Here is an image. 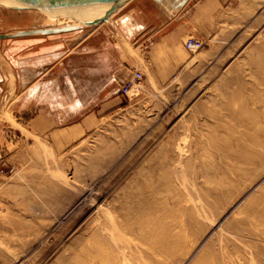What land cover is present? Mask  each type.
I'll return each mask as SVG.
<instances>
[{"label":"rangeland","instance_id":"obj_1","mask_svg":"<svg viewBox=\"0 0 264 264\" xmlns=\"http://www.w3.org/2000/svg\"><path fill=\"white\" fill-rule=\"evenodd\" d=\"M26 10L0 5V32L42 20L39 10L24 21L14 16ZM11 40L0 42L3 53ZM205 47L192 52L195 60ZM139 86L61 152L17 117L14 94L0 93V264H68L112 221L118 224L107 237L109 264H146L166 232L179 226L182 206L196 203L195 189L226 179L228 166L252 144L248 138H264V0L254 23L195 77L163 85L142 78ZM257 167V179L241 182L242 194L221 201L204 229L189 237L190 253L167 256L165 264H193L226 246L239 264H264V239L253 251L247 236L235 235L250 203L264 207V163Z\"/></svg>","mask_w":264,"mask_h":264},{"label":"crops","instance_id":"obj_2","mask_svg":"<svg viewBox=\"0 0 264 264\" xmlns=\"http://www.w3.org/2000/svg\"><path fill=\"white\" fill-rule=\"evenodd\" d=\"M180 1L130 0L78 40L55 36L62 33L12 38L4 54L14 72L0 66V93L14 94L17 117L61 152L120 104L122 83L136 71L160 85L195 77L254 23L262 2L187 0L177 8ZM26 11L14 16L24 21L35 14ZM188 36L208 40L199 60L185 46ZM135 38L141 41L131 47Z\"/></svg>","mask_w":264,"mask_h":264},{"label":"bare ground","instance_id":"obj_3","mask_svg":"<svg viewBox=\"0 0 264 264\" xmlns=\"http://www.w3.org/2000/svg\"><path fill=\"white\" fill-rule=\"evenodd\" d=\"M135 90L136 87L132 89V92L134 93ZM261 132L264 134V127H261ZM212 139L220 140V138ZM248 139L252 144H245L240 159L228 166V177L226 179H217L213 187L195 189L196 203L191 208L182 206L177 218L179 226L175 230L166 232V236L163 237L159 244L160 249L150 254V259L146 264H165V257L167 256L174 255L176 258L182 252L189 254L191 249L186 245L189 237L204 229L203 223L205 219L215 215L218 204L221 201L232 202L235 200L243 192L241 188H238L239 184L247 181L252 184L262 173V171L260 173L261 168H258L257 165L258 163H264V138ZM259 205L258 202L256 205L253 202L245 208L246 224L237 226L236 230L238 233L235 234L236 236H239V234L247 236L245 239L253 251L261 247L257 240L264 239V207ZM129 209L130 206H127L122 210L128 212ZM223 211L224 209L221 212ZM218 218L219 215L214 218L213 222ZM116 224H118V221L108 222L105 233L98 235V240H89L86 246L76 249L67 263L97 264L98 262L102 263L101 259L104 261L103 264L112 262L111 258L106 255L110 245L107 237L109 234L112 235L114 233ZM230 232L232 231L230 230ZM236 242L242 243L240 239ZM220 254L207 257L201 254L195 259L193 264H239L235 261L232 250L228 246L224 247L223 252H220Z\"/></svg>","mask_w":264,"mask_h":264},{"label":"water","instance_id":"obj_4","mask_svg":"<svg viewBox=\"0 0 264 264\" xmlns=\"http://www.w3.org/2000/svg\"><path fill=\"white\" fill-rule=\"evenodd\" d=\"M130 0H0V5L14 9L39 10L42 20L30 27L0 32V42L6 38L30 35H47L81 31L72 40H78L85 31L108 21ZM187 0H181L177 8ZM0 65L14 72L11 61L0 49Z\"/></svg>","mask_w":264,"mask_h":264},{"label":"built area","instance_id":"obj_5","mask_svg":"<svg viewBox=\"0 0 264 264\" xmlns=\"http://www.w3.org/2000/svg\"><path fill=\"white\" fill-rule=\"evenodd\" d=\"M207 44V40L196 38L194 36H188L185 40V46L191 51V52H197L198 50L205 47ZM143 78V73L141 71H136L131 79H129L126 82L122 83L121 91L127 95H129V92L132 90L134 86H139L141 80Z\"/></svg>","mask_w":264,"mask_h":264}]
</instances>
